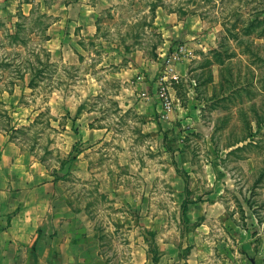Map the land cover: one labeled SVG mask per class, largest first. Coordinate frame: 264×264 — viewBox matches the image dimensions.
<instances>
[{
    "label": "rangeland",
    "instance_id": "obj_1",
    "mask_svg": "<svg viewBox=\"0 0 264 264\" xmlns=\"http://www.w3.org/2000/svg\"><path fill=\"white\" fill-rule=\"evenodd\" d=\"M92 1L88 27L57 36L55 1L25 16L0 0V134L52 183L38 248L264 264V0Z\"/></svg>",
    "mask_w": 264,
    "mask_h": 264
},
{
    "label": "crops",
    "instance_id": "obj_2",
    "mask_svg": "<svg viewBox=\"0 0 264 264\" xmlns=\"http://www.w3.org/2000/svg\"><path fill=\"white\" fill-rule=\"evenodd\" d=\"M4 0L5 5L16 3L29 14L32 5L41 0ZM52 35L69 33V23L87 28L95 12L92 0H53ZM22 2V3H21ZM76 21H78L76 23ZM70 36V35H69ZM8 139L0 134V264H83L68 253H54L50 246L39 249L41 219L52 198V183L48 180L32 184L35 164L23 154L8 149ZM41 176V175H40ZM48 212V211H47ZM59 252V251H58Z\"/></svg>",
    "mask_w": 264,
    "mask_h": 264
},
{
    "label": "built area",
    "instance_id": "obj_3",
    "mask_svg": "<svg viewBox=\"0 0 264 264\" xmlns=\"http://www.w3.org/2000/svg\"><path fill=\"white\" fill-rule=\"evenodd\" d=\"M178 53L179 55H184L187 57L191 55V53L182 45L178 48ZM169 72H170V77H168L167 74H163L157 79L155 83V93H156L157 100L159 101L161 110H162L161 117L163 118H167L174 107L173 100L169 94V88L166 83L168 80L170 82L172 81L176 82L178 80L177 75L172 73V71H169ZM139 79L142 80L141 77ZM145 95H146L145 93H142L143 97Z\"/></svg>",
    "mask_w": 264,
    "mask_h": 264
},
{
    "label": "water",
    "instance_id": "obj_4",
    "mask_svg": "<svg viewBox=\"0 0 264 264\" xmlns=\"http://www.w3.org/2000/svg\"><path fill=\"white\" fill-rule=\"evenodd\" d=\"M250 263H251V264H255L254 260H251Z\"/></svg>",
    "mask_w": 264,
    "mask_h": 264
}]
</instances>
